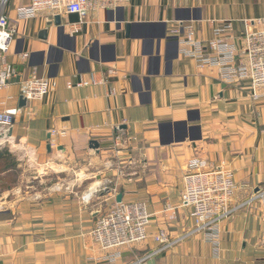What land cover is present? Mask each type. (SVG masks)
<instances>
[{"label":"crops","instance_id":"crops-1","mask_svg":"<svg viewBox=\"0 0 264 264\" xmlns=\"http://www.w3.org/2000/svg\"><path fill=\"white\" fill-rule=\"evenodd\" d=\"M27 4L9 0L6 7L15 31L8 61L20 79L0 90V111L18 109L5 141L32 182L0 195V264H86L91 257L111 264L108 253L92 249L90 232L118 194L123 203L144 202L151 222L147 240L118 250L115 264L151 254L156 264H171L170 254L181 264H230L235 243L246 244L259 232L262 243L259 203L220 223V255L222 246L229 262L214 256L202 234L165 251L154 237L160 229L173 240L192 232L190 210L179 208V201L194 158L209 170L232 171L236 204L264 191V104L251 101L246 82L229 83L217 67L185 56L187 29L206 46L224 24L236 44L245 30L264 27L258 25L264 0H130L114 11H93L81 23L64 12L17 20L16 9ZM71 25H79L78 33ZM44 30L46 39H39ZM32 70L48 80V95L19 108ZM91 74L107 83L68 88ZM52 130L65 135L52 137ZM116 136L125 139L122 148L114 147ZM90 141L99 144L97 152L88 148Z\"/></svg>","mask_w":264,"mask_h":264},{"label":"built area","instance_id":"built-area-1","mask_svg":"<svg viewBox=\"0 0 264 264\" xmlns=\"http://www.w3.org/2000/svg\"><path fill=\"white\" fill-rule=\"evenodd\" d=\"M9 0H0V90L6 88L15 80L20 79L19 70L8 61L9 50L13 42L15 31L9 26L6 16V7ZM130 0H28V4L16 9V18L26 21L41 12L67 13L77 15L79 23L87 18L89 13L102 10L114 11L118 7L128 5ZM80 25V24H79ZM79 25H71V33H78ZM260 27L264 21H258ZM245 26L246 23H245ZM186 44L189 49L185 56L194 59L201 67H217L221 76L229 83L244 81L247 83L251 101L264 104V27L254 31L245 30L241 42L236 44L231 38L229 24H224L214 30V37L206 46L192 39L189 29ZM207 51L204 54V51ZM24 59L27 55L22 56ZM106 84V80H96L91 74L88 79L68 88L86 87L94 84ZM24 87L20 96L26 104L41 101L49 92L47 79L40 78L36 70L24 80ZM111 93L114 91L111 89ZM18 109L0 111V133H3L14 124ZM52 137L64 136V131L52 130ZM127 140V139H126ZM8 145L5 140H0V147ZM116 148L125 145L122 136L113 139ZM236 185L233 173L227 168L209 170L204 160L194 158L186 167L182 177V191L180 194L179 208L190 210L193 219V230L189 235L173 240L166 229L158 230L154 237L162 250H168L183 241L190 235L202 234L214 248V256L220 255V223L232 219L237 212L248 205L259 203L264 209V191L257 193L246 202H234ZM90 193L83 196L88 201ZM166 206L164 211H169ZM172 212L169 220H173ZM151 215L148 213L144 202L116 203L114 202L101 212L94 222L90 232V239L94 247L108 253L105 261L115 264L120 258L118 250L143 243L148 238V227ZM264 245V232L262 236ZM155 254L145 255L132 264H146Z\"/></svg>","mask_w":264,"mask_h":264},{"label":"rangeland","instance_id":"rangeland-1","mask_svg":"<svg viewBox=\"0 0 264 264\" xmlns=\"http://www.w3.org/2000/svg\"><path fill=\"white\" fill-rule=\"evenodd\" d=\"M7 145H5L4 147H6ZM19 153V152H17ZM20 157V156H19ZM19 157H16L19 158ZM17 163V161H16ZM99 165V164H98ZM1 166V164H0ZM100 166V165H99ZM97 166V168L99 167ZM102 167V166H101ZM2 167H0V171H1ZM8 171V172H7ZM7 175L4 176L3 174L0 176V195L6 192L5 189L9 188V189H14L16 187H25L27 182H32L31 180H29V176H27L28 174H24L21 170V168H19L17 165L13 167V169L11 168H7ZM31 171V170H29ZM51 175V174H50ZM49 175L48 179H51L47 182V185L50 184V182H53V177ZM20 183H23L22 186ZM106 185V186H105ZM104 185V188H110V186L112 185L110 182H107V184ZM103 186H100L99 190H102ZM5 190V191H4ZM2 197V195H1ZM0 197V203L3 202L1 201L3 198ZM17 196L13 197L14 199ZM11 196L8 197V199H10ZM260 204H258V207ZM256 213H257V208H255ZM263 221V220H262ZM264 222H262V227L263 228ZM260 233V232H259ZM257 233V235L255 236V238L251 241L250 238H247V243L246 244H241V241L235 243V247H234V252L233 253H229L231 257H234V260H232V262L230 264H264V245H262L261 243V235ZM257 244H256V243ZM92 244V249L94 247L93 243ZM256 244V245H255ZM222 245V244H221ZM243 245V246H242ZM243 247V249H241ZM226 248L221 246V251L222 254L221 256V261H230V257L229 259L227 258V251L225 250ZM224 250V252H223ZM226 251V252H225ZM170 261L171 264H181L179 262V259L177 257V254L173 255L170 254ZM86 264H96L95 261H93L92 257L91 259H85ZM224 263V262H223Z\"/></svg>","mask_w":264,"mask_h":264},{"label":"water","instance_id":"water-1","mask_svg":"<svg viewBox=\"0 0 264 264\" xmlns=\"http://www.w3.org/2000/svg\"><path fill=\"white\" fill-rule=\"evenodd\" d=\"M59 24H60L59 17L56 16L55 17V25L58 26ZM50 25H51V23H50ZM38 36H39V39L45 40L46 37H47V31L44 30V31L40 32ZM18 107L19 108L26 107V101L22 97H19ZM118 129H125V128L121 127V128H118ZM12 133H13V129H12V127H10L9 129L4 131L3 133H0V140H9V139H11L12 138ZM88 148L90 150H92V151L97 152L98 149H99V144L96 141H90L89 144H88ZM46 149H47L48 152H50V146L49 145H47ZM57 150L60 151L61 153L64 152V149L62 147H58ZM257 193H259V192H256L255 194H257ZM121 200H122V195L118 194L117 197L115 198L116 203H118V204L121 203ZM96 216H98V215H96ZM146 264H156V262H155L154 259H152L149 262H147Z\"/></svg>","mask_w":264,"mask_h":264},{"label":"trees","instance_id":"trees-1","mask_svg":"<svg viewBox=\"0 0 264 264\" xmlns=\"http://www.w3.org/2000/svg\"><path fill=\"white\" fill-rule=\"evenodd\" d=\"M0 164L2 167L0 171V176L3 174L4 176L7 175V168L13 169L16 166V157L10 152L9 147H0ZM7 171V172H6ZM9 189V188H7ZM5 189V190H7ZM4 190V191H5Z\"/></svg>","mask_w":264,"mask_h":264}]
</instances>
